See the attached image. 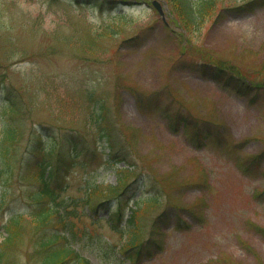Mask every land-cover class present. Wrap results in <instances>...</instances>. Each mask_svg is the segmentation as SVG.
<instances>
[{
    "label": "rangeland",
    "instance_id": "obj_1",
    "mask_svg": "<svg viewBox=\"0 0 264 264\" xmlns=\"http://www.w3.org/2000/svg\"><path fill=\"white\" fill-rule=\"evenodd\" d=\"M156 1L161 16L139 0L115 17L94 0H0V139L5 122L16 129L9 168L0 161V240L26 212L3 264H39L58 230L56 215L42 226L28 214L36 163L68 157L69 140L82 151L61 197L80 204L72 244L91 264H264V0H214L193 27ZM88 93L107 108L104 139ZM126 186L117 227L134 209L142 245L129 260L105 243L123 239L110 224Z\"/></svg>",
    "mask_w": 264,
    "mask_h": 264
},
{
    "label": "trees",
    "instance_id": "obj_2",
    "mask_svg": "<svg viewBox=\"0 0 264 264\" xmlns=\"http://www.w3.org/2000/svg\"><path fill=\"white\" fill-rule=\"evenodd\" d=\"M106 1V0H105ZM108 2H116V7L118 12L115 13L117 16H124L125 11L122 10L124 6H120L121 3L118 0H107ZM173 6L176 9L180 19L183 21V24L188 27L193 25H197L198 21L207 13V9L213 6L214 0H172ZM112 5V4H110ZM222 65V64H219ZM223 66V65H222ZM224 67V66H223ZM222 69V68H221ZM224 71V70H221ZM223 73V72H222ZM220 75H222L220 72ZM217 74V75H218ZM88 99L91 100L92 106L90 107L89 113L87 115V120L90 121L97 128V133L99 137H105L111 135L110 127L108 124V112L107 108L104 104L102 98L94 99L91 93H88ZM109 127H107V126ZM112 127V126H111ZM15 137L14 129L10 127L9 124H5L3 129V136L0 139V157L4 169L9 168V158L8 151L5 150V143L13 141ZM69 145H73L76 149H69L71 153L70 159L76 152H81L82 149H79V146L76 142L69 140ZM79 149V150H78ZM87 149V147H86ZM85 152V151H84ZM62 159L68 163H70V159L67 158H58L57 160ZM59 163V162H58ZM43 171L40 170L37 178L43 177ZM88 196L86 197V203L90 202V196L96 194L98 188L96 184L91 185ZM4 197V193L0 191V203L2 204V200ZM32 199L34 204L38 205L32 214H30L31 219L37 225H46L48 222V218L53 215L57 216V220L59 223V230H56L53 234L47 235L41 240V244H39V249L36 251L37 259L39 260V264H89V261L82 257L78 251H76L73 247H71L70 237L74 236V223L71 222V211L68 209V203L64 201L59 196V192L55 189V187H51L49 183H47L46 179L42 178L39 188L33 192ZM151 201H155V198H150ZM67 203V204H65ZM140 205V204H139ZM138 205V206H139ZM21 220V216L12 215L7 220L5 224L6 236L2 241H0V246H5L16 240L18 237L19 229L18 225ZM130 222L131 228H129L128 236L125 242L131 246L133 242L138 238V233L135 227V224L128 220V224ZM130 235V236H129ZM64 239L61 245L60 240ZM6 251L3 250V247L0 248V264L4 262V256Z\"/></svg>",
    "mask_w": 264,
    "mask_h": 264
},
{
    "label": "water",
    "instance_id": "obj_3",
    "mask_svg": "<svg viewBox=\"0 0 264 264\" xmlns=\"http://www.w3.org/2000/svg\"><path fill=\"white\" fill-rule=\"evenodd\" d=\"M153 3L155 4V6L158 8V10L161 12V9H160V5L157 1H153Z\"/></svg>",
    "mask_w": 264,
    "mask_h": 264
}]
</instances>
